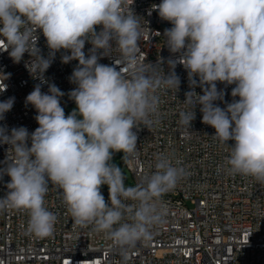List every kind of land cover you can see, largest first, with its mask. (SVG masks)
Segmentation results:
<instances>
[{
  "label": "clouds",
  "instance_id": "9594fccd",
  "mask_svg": "<svg viewBox=\"0 0 264 264\" xmlns=\"http://www.w3.org/2000/svg\"><path fill=\"white\" fill-rule=\"evenodd\" d=\"M152 9L172 25L163 33L170 56L155 64L138 58L142 17L128 0H0V52L16 64L27 53L25 67L39 81L25 98L38 127L29 132L0 124V145H8L0 179L10 177L0 212L25 211L29 233H53L57 216L45 197L55 187L76 225L94 226L116 247L151 239L152 229L164 222L161 198L185 170L159 154L155 170L126 187L113 157L135 154L133 129L153 124L161 89L179 91L178 64L189 86L179 124L190 128L199 106L202 123L215 129L211 137L230 149L227 173L264 183V0H161ZM40 35L46 56L38 46ZM57 53L64 64L78 62L68 77L74 87L67 95L75 108L67 115L61 105L65 92L45 76ZM105 57L115 59L100 63ZM10 75L0 73V92ZM218 83L234 85L232 102L225 101ZM14 103V96L0 101V121Z\"/></svg>",
  "mask_w": 264,
  "mask_h": 264
},
{
  "label": "built area",
  "instance_id": "2783aa9c",
  "mask_svg": "<svg viewBox=\"0 0 264 264\" xmlns=\"http://www.w3.org/2000/svg\"><path fill=\"white\" fill-rule=\"evenodd\" d=\"M159 3L161 0H128L129 7L142 17L138 57L142 63L147 60L155 64L158 57L166 61L170 56L163 33L172 25L152 9ZM38 46L46 56L43 35ZM90 47L86 44L85 51ZM60 57L61 53H57L45 76L65 92L61 105L67 115V108L74 104L67 95L74 87L68 77L78 62L64 64ZM29 59L26 53L16 64L7 52H0V73L11 74L4 81L7 89L0 92V101L15 97L13 108L0 124L9 128L25 126L32 132L38 127L36 111L25 104V98L39 81L25 67ZM114 59L105 57L99 62L112 64ZM164 71L167 74L166 63ZM175 71L181 78L179 91L175 94V90H160L161 102L154 122L133 129L138 136L137 151L125 160L136 185L155 170L159 154L173 163L178 161L185 170L176 187L161 198L164 222L152 229L151 239L126 249L116 247L94 226L76 225L53 187L45 197V206L56 214L57 222L48 237L27 231L25 211L0 212V264H264V183L227 173L224 165L230 149L211 137L215 129L202 123L199 106L190 128L179 124L178 114L184 110L182 102L189 86L183 66L178 64ZM232 87L218 83V88H225L228 103L233 100ZM42 91H47V85ZM196 91L202 94L199 87ZM7 148L0 145V168L4 167ZM9 180L6 175L0 179V198L8 191ZM101 191L107 202L108 187L102 186Z\"/></svg>",
  "mask_w": 264,
  "mask_h": 264
},
{
  "label": "rangeland",
  "instance_id": "374dc122",
  "mask_svg": "<svg viewBox=\"0 0 264 264\" xmlns=\"http://www.w3.org/2000/svg\"><path fill=\"white\" fill-rule=\"evenodd\" d=\"M75 108V103L70 105L68 108H67V112L68 113H71L72 110ZM122 156H123V153L122 152H118L114 155L113 157V163L117 164L118 166L122 167V170L124 172V175L126 177V180H125V185L126 186H134L136 185V182H135V179H134V176L133 174L131 173V171L127 168L126 164H125V160H122ZM106 186V185H105Z\"/></svg>",
  "mask_w": 264,
  "mask_h": 264
}]
</instances>
